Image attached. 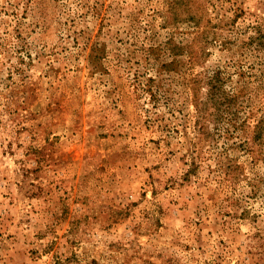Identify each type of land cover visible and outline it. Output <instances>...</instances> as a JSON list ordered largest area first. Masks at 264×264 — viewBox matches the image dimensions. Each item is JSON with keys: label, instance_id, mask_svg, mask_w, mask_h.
<instances>
[{"label": "rangeland", "instance_id": "rangeland-1", "mask_svg": "<svg viewBox=\"0 0 264 264\" xmlns=\"http://www.w3.org/2000/svg\"><path fill=\"white\" fill-rule=\"evenodd\" d=\"M0 264H264V0H0Z\"/></svg>", "mask_w": 264, "mask_h": 264}, {"label": "trees", "instance_id": "trees-1", "mask_svg": "<svg viewBox=\"0 0 264 264\" xmlns=\"http://www.w3.org/2000/svg\"><path fill=\"white\" fill-rule=\"evenodd\" d=\"M262 38H263V36H261ZM260 42H262V41H260Z\"/></svg>", "mask_w": 264, "mask_h": 264}]
</instances>
